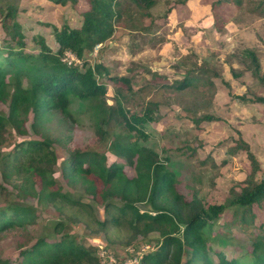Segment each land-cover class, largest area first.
I'll use <instances>...</instances> for the list:
<instances>
[{
  "label": "trees",
  "instance_id": "trees-1",
  "mask_svg": "<svg viewBox=\"0 0 264 264\" xmlns=\"http://www.w3.org/2000/svg\"><path fill=\"white\" fill-rule=\"evenodd\" d=\"M48 1L61 6L78 4V0ZM129 1L145 11L157 3ZM87 2L80 28L68 24L52 27L57 52L38 36L33 39L38 52L28 53L17 5L12 0H0L1 24L10 38L6 46L0 47V147L9 137L24 138L15 139L6 154L0 152V196L8 197V203L0 207V234L16 227H33L41 218L39 207L64 214V219L55 221L31 246L21 249L17 264H100L97 246L86 247L70 232L73 223L81 222L108 240L114 233L124 236V246L157 234V248L143 256L142 264H245L242 259L229 260L223 254L218 255L217 262L213 259L211 244L220 239L213 230L230 206L236 207L241 225L253 224L254 209L264 208V174L256 178L262 171L260 162L243 141L240 150L247 153L251 172L241 183L240 194L229 204L204 205L196 194L184 192L169 160L145 145L151 138L145 129L158 121L160 105L149 101L146 109L128 112L125 92H134V78L117 77L103 63L86 62L88 53L112 38L123 16L122 3ZM224 2L228 1L217 0L216 5ZM187 3L184 0L173 6ZM174 9L171 6L167 10L163 23H169ZM68 51L82 60V65L64 63ZM245 54L264 84L257 54L251 50ZM192 73L178 83V91L199 81ZM109 83L115 91L114 105L107 102ZM74 101L86 104L92 112L96 134L106 151L67 148V157L60 159L57 146L64 145L59 137H53L52 125L55 120L61 125L71 118ZM253 102L264 104V98ZM114 124L122 132L110 137ZM107 152L115 161L109 162ZM127 167L132 169V176L126 173ZM76 186L91 199L89 203L73 194L71 189ZM99 208L103 218L95 216ZM248 253L251 264H264V234L253 237V248ZM185 257L188 259L184 263Z\"/></svg>",
  "mask_w": 264,
  "mask_h": 264
},
{
  "label": "rangeland",
  "instance_id": "rangeland-1",
  "mask_svg": "<svg viewBox=\"0 0 264 264\" xmlns=\"http://www.w3.org/2000/svg\"><path fill=\"white\" fill-rule=\"evenodd\" d=\"M119 1L123 16L112 38L86 55L87 65L103 63L114 76L134 78V92H125V109L140 112L149 101L160 105L158 121L145 129L151 136L145 145L169 160L184 192L196 194L204 205L229 204L240 194L241 183L251 172L247 153L240 150L243 141L260 162L262 171L256 178L261 179L264 174V104L253 102L264 98V84L254 74L255 66L245 54L247 50L257 54L263 74L264 0H227L219 5L217 0H188L183 6L173 3L184 0H157L155 7L146 11L129 0ZM12 2L19 9L18 21L26 36L28 53L38 52L33 40L38 36H43L57 52L52 27L68 24L80 28L88 8L87 0L67 6L48 0ZM171 6L175 9L169 15V23H163ZM1 19L0 16V47H4L10 38ZM79 61L82 65L83 61ZM190 72L199 81L178 91V83ZM109 87L107 102L114 105L113 84L109 83ZM2 108L8 111L6 106ZM70 112L71 118L61 125L55 120L52 125L53 137H59L64 145L57 146L59 158L67 157V148L106 151L88 106L74 101ZM121 132L114 124L110 137ZM17 138L24 140L9 137L0 152L6 154ZM107 157L110 163L115 161L110 152ZM126 173L133 175L128 167ZM71 191L83 203L90 202L80 186ZM7 203L8 197L1 195L0 207ZM235 208L230 206L215 223L213 233L219 234L220 239L211 244V255L216 262L218 255L223 254L229 260L242 259L251 264L248 252L253 248V237L264 234V208L254 209L255 220L249 226L237 221ZM39 211L41 218L33 227H16L0 234V264H17L22 248L31 246L55 221L64 219V214L55 209L42 211L39 207ZM95 216L103 218L101 208ZM70 232L86 247L95 245L99 255L107 253L115 260H124L130 253L144 256L157 248L159 240L154 234L124 246V236L114 233L108 240L83 222L73 223Z\"/></svg>",
  "mask_w": 264,
  "mask_h": 264
},
{
  "label": "built area",
  "instance_id": "built-area-1",
  "mask_svg": "<svg viewBox=\"0 0 264 264\" xmlns=\"http://www.w3.org/2000/svg\"><path fill=\"white\" fill-rule=\"evenodd\" d=\"M63 62L66 63L68 66H73L75 64L80 65L79 59L71 51L65 53L63 57ZM108 255L109 254L107 253L99 255L100 264H142L143 255L139 256L137 254L130 253L124 260H115L114 258L109 257Z\"/></svg>",
  "mask_w": 264,
  "mask_h": 264
}]
</instances>
